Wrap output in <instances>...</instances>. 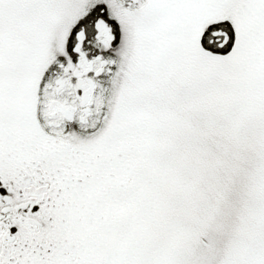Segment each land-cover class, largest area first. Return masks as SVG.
Masks as SVG:
<instances>
[{
	"label": "snow or ice",
	"instance_id": "6c2138e0",
	"mask_svg": "<svg viewBox=\"0 0 264 264\" xmlns=\"http://www.w3.org/2000/svg\"><path fill=\"white\" fill-rule=\"evenodd\" d=\"M0 264H264V0H0Z\"/></svg>",
	"mask_w": 264,
	"mask_h": 264
}]
</instances>
